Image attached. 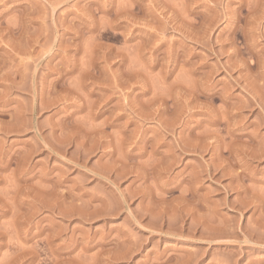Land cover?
<instances>
[{"label":"rangeland","instance_id":"1","mask_svg":"<svg viewBox=\"0 0 264 264\" xmlns=\"http://www.w3.org/2000/svg\"><path fill=\"white\" fill-rule=\"evenodd\" d=\"M0 264H264V0H0Z\"/></svg>","mask_w":264,"mask_h":264},{"label":"bare ground","instance_id":"2","mask_svg":"<svg viewBox=\"0 0 264 264\" xmlns=\"http://www.w3.org/2000/svg\"><path fill=\"white\" fill-rule=\"evenodd\" d=\"M256 158H257V156H256ZM255 160H256V159H255ZM257 160H259V159H257ZM209 175H210V174H209ZM212 175H213V174H212ZM204 224H206V223H204ZM206 225H207V224H206ZM206 225L204 226L205 228H206ZM208 225H209V223H208ZM227 225H228V224H227ZM227 225H226V226H227ZM226 226H225V227H226ZM214 227H215V226H214ZM231 227H232V226H231ZM231 227H230V228H231ZM203 229H204V228H203ZM208 229H209V228H208ZM215 229H216V228H215ZM228 229H229V227L227 228V230H228ZM213 230H214V229H213ZM227 230L224 231V232L229 233ZM230 230H232V229H230ZM204 231H206V230H204ZM208 231H209V230H208ZM217 231H218V230H217ZM217 231H216V232H217ZM221 231H222V229H221ZM221 231H220V232H221ZM220 232H219V233H220ZM204 233H205V232H204ZM212 233H214V232L212 231ZM205 234H207V233H205ZM214 235H215V234H214ZM218 235H219V234H218ZM200 236H201V235H200ZM203 236H204V234H203ZM211 236H212V235H211ZM256 236H257V235H256ZM209 237H210V236H209ZM211 238H212V237H211ZM203 239H205V238H203Z\"/></svg>","mask_w":264,"mask_h":264}]
</instances>
